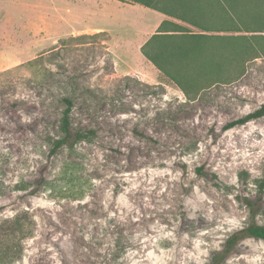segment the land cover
I'll use <instances>...</instances> for the list:
<instances>
[{
	"label": "rangeland",
	"instance_id": "1",
	"mask_svg": "<svg viewBox=\"0 0 264 264\" xmlns=\"http://www.w3.org/2000/svg\"><path fill=\"white\" fill-rule=\"evenodd\" d=\"M44 1L0 0V224L24 229L0 264H264L251 237L218 257L264 223V117L226 126L264 103V32L200 40L178 65L185 92L141 51L157 10L68 0L47 25ZM64 96L94 133L51 153Z\"/></svg>",
	"mask_w": 264,
	"mask_h": 264
},
{
	"label": "trees",
	"instance_id": "2",
	"mask_svg": "<svg viewBox=\"0 0 264 264\" xmlns=\"http://www.w3.org/2000/svg\"><path fill=\"white\" fill-rule=\"evenodd\" d=\"M141 4L145 7L159 11L167 16L164 18L153 33L141 46V51L158 70L174 80L177 85L187 91L184 79L179 75L181 69L178 65H183L192 57L196 56L195 48L198 42L212 35V32L222 31H254L264 32V15L261 18L254 17L248 11L240 14V9L246 10L251 4L262 3V0H120ZM240 14V16H238ZM253 24V25H252ZM197 29L198 31H193ZM257 41L246 45L243 50L247 53L256 54L260 52ZM195 51V52H194ZM182 60V64L179 62ZM186 73V70H183ZM188 88V87H187ZM192 88V87H191ZM201 87L196 86V93ZM64 107L61 109L59 119V130L62 136L55 139L51 146V153H55L62 147H72L82 140L88 139V134L94 132L90 129L75 128L72 122L73 109L76 107V99L71 96L62 97ZM264 117V103L254 110L237 117L226 124L227 127L244 124L253 119ZM250 205V203H248ZM19 227L24 232L22 225L18 222H5L0 224V257L8 255L19 249V237L11 232V229ZM20 225V226H19ZM251 237L264 241V223L258 224L250 222L247 226L232 232L228 236L223 251L218 253L220 260H223L239 241L243 238ZM11 241V242H8ZM8 242V243H7ZM6 243V244H5Z\"/></svg>",
	"mask_w": 264,
	"mask_h": 264
},
{
	"label": "crops",
	"instance_id": "3",
	"mask_svg": "<svg viewBox=\"0 0 264 264\" xmlns=\"http://www.w3.org/2000/svg\"><path fill=\"white\" fill-rule=\"evenodd\" d=\"M43 1V0H42ZM118 1H120V0H118ZM70 1H68V0H45L42 4H43V10H41V11H39V21H41V22H43V23H46L47 25H50L49 23H50V21H48V19H49V17H50V19H51V21H54V22H56V23H58V25H59V23H61V25H63L62 24V22H64L65 20H67L65 17H66V15L65 14H63L62 13V7H64V8H66V9H70V7H65V6H62V4H65L66 3V5L68 6V5H70V3H69ZM46 3H50L49 5H51V4H55L53 7H47V8H45L46 7ZM138 4V3H137ZM141 5V4H140ZM72 8V11H74L75 9L73 8V7H71ZM148 8V7H147ZM44 10H49V11H54L53 12V14H45V15H43L42 16V14H41V12L42 11H44ZM154 10V9H153ZM159 12V11H158ZM162 14V13H161ZM164 15V14H163ZM74 16L75 15H73V14H71L70 16H69V18H68V21H70V20H73L74 19ZM164 16H166V15H164ZM81 18V17H80ZM166 18H167V16H166ZM163 20V19H162ZM161 20V21H162ZM160 21V22H161ZM31 18H27L26 19V23H25V27H29L30 26V24H31ZM49 22V23H48ZM160 24V23H159ZM158 24V25H159ZM23 26V27H24ZM54 26L56 27L57 26V24H54ZM91 28H88L86 31H88V30H90ZM85 31V32H86Z\"/></svg>",
	"mask_w": 264,
	"mask_h": 264
}]
</instances>
